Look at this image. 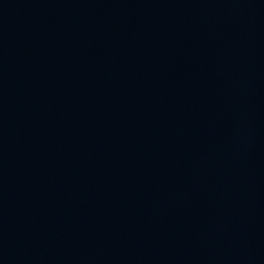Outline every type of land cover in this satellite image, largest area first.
<instances>
[{
    "label": "water",
    "instance_id": "water-1",
    "mask_svg": "<svg viewBox=\"0 0 264 264\" xmlns=\"http://www.w3.org/2000/svg\"><path fill=\"white\" fill-rule=\"evenodd\" d=\"M0 264H264V0H0Z\"/></svg>",
    "mask_w": 264,
    "mask_h": 264
}]
</instances>
